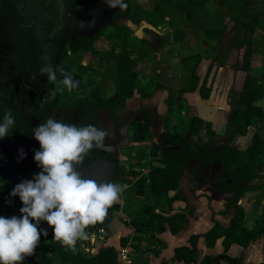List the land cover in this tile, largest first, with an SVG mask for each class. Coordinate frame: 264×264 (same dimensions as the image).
Masks as SVG:
<instances>
[{
  "label": "trees",
  "instance_id": "16d2710c",
  "mask_svg": "<svg viewBox=\"0 0 264 264\" xmlns=\"http://www.w3.org/2000/svg\"><path fill=\"white\" fill-rule=\"evenodd\" d=\"M210 0H151L152 8H146L137 3L136 0H124L127 8L117 11V18H125L135 25H141L147 22L154 27L169 26L174 29L173 40L175 43L183 42L187 39L189 33L181 26L187 25L190 28H198L201 30L206 39L211 43V56L208 71L201 78L198 75V67L202 62L201 54L187 56L184 58V66L188 71V80L184 83L188 87H183V92H198L200 99L206 101L212 92V87L216 78V74L210 81L212 70L216 67H226L231 56L232 48L244 50L243 65L240 68L246 73L244 85L239 92H233L231 111L228 115V127L232 130L231 140L236 135L246 136L249 128L257 119L264 116V109L258 103L264 100V76L261 80L252 76L251 66L253 59L261 53V59L264 63V13L257 7L259 0H217L218 9L212 15L205 11V6ZM229 17L226 23V18ZM175 19V20H174ZM176 19H179L180 24ZM176 22V23H175ZM233 24L236 31L231 36V40L222 43L227 30ZM258 40L254 41L256 33ZM133 36L128 26H115L114 37L119 41H124L122 34ZM135 38V37H134ZM138 40V39H137ZM163 40V39H162ZM141 43L149 44L139 40ZM95 41L85 42L78 47V52L83 49L89 51L93 57L98 59L102 66L112 70L111 77L114 81L115 92L108 96L107 90L109 79L106 82L96 84L95 81L89 80L84 82L82 76L73 73L75 79L80 81V87L74 91H82L87 94L86 98L79 102L78 106L84 108L86 119L81 122V126L85 124L99 127L97 116L101 111L115 116L123 109L129 98L136 93H142L143 87L140 83V76L135 71L137 61L133 60L129 55L115 56L110 52H102L94 46ZM254 47L256 50H254ZM106 58V59H105ZM94 67V66H91ZM103 82V83H102ZM104 83L106 86H104ZM107 88V89H106ZM164 88V85L158 84V90ZM182 95V94H181ZM181 97V96H178ZM177 98L171 95L169 100L170 112L176 109L180 110L185 104H181L174 108L177 104ZM154 117L146 118L143 122H133L131 128V139L135 145H142L147 141L150 129L154 125ZM205 122L199 117L190 119L188 126H183L184 132L179 128H175L174 132L169 129L162 138L152 147V156L154 161L164 165V168H155L151 173V183L146 186V180L142 179L135 184L130 190L138 197H146L153 200V206L146 209L148 218L141 216L132 220L133 230H127L122 238L120 245L125 246L128 243V236L135 233V242H140L143 238L154 231V224L159 225L161 231H166L167 227L173 234L181 232L188 227L193 211L190 209L188 213L173 212V203L176 200H186V195L179 190L180 181L186 174L187 165L190 159L195 158L198 164L206 165L211 160L221 159L224 164V171L229 173L231 182L226 181L227 186L233 194L229 199L228 207L222 212L224 215L234 211L230 225L224 227L217 224L215 228L205 234L208 246H215L219 239H223L225 249L222 255H207L198 263V241L200 235L191 239L192 247L179 248L175 251L176 258L186 264H242V259H232L227 255L231 245L238 244L247 247L251 241L264 237V225L259 221L257 228L248 230L245 225V210L238 203L248 192L255 191L256 188L252 184L254 181L263 178L264 171V139L258 135H254L246 150H238L236 148H221L217 151L212 147V142L216 138V134L208 127L206 135H199V127ZM199 137L200 145H194L192 140L187 141V137ZM208 139V143H206ZM106 143V141H105ZM196 149H199L200 158L194 156ZM192 179L195 181H204L201 175V169H196L192 173ZM15 187V186H14ZM14 187H11L12 189ZM171 193H174L171 195ZM17 200L20 205L22 202L19 197ZM119 201L109 209L111 214L120 211L122 202ZM261 199L258 200V204ZM161 206V207H160ZM166 208L168 212L157 214V208ZM258 208H256V212ZM170 212V213H169ZM42 228L48 230V236H41L39 246L35 250L37 257L27 258L23 264H119V250L115 246L109 245L101 248L100 254L97 256H87L80 250L75 252L66 250L59 242L53 240L52 229L48 227L46 222L41 224ZM142 235V236H141ZM150 242V240L148 241Z\"/></svg>",
  "mask_w": 264,
  "mask_h": 264
},
{
  "label": "flooded vegetation",
  "instance_id": "af4514ba",
  "mask_svg": "<svg viewBox=\"0 0 264 264\" xmlns=\"http://www.w3.org/2000/svg\"><path fill=\"white\" fill-rule=\"evenodd\" d=\"M118 10L119 8H110L105 0H0V120L3 119L6 112L11 111L16 121L9 135L0 139V149L5 148L4 145L8 141L10 142L11 149V157H0V187L4 186L5 188V190L1 189L0 196H3L2 194H5V192L10 195L12 190H8L9 187H14L23 180H31L41 171L34 160L35 150L40 149V144L34 138L32 131L35 127L42 122H46L50 117L62 119L65 123H76L77 125H81V122L86 119L84 108L78 106V104L86 98L87 94L83 90H73L71 93L67 92V90L60 92L57 89L61 86L49 82L47 76L41 74V67L51 62L54 66L63 68L65 71L77 73L74 71V68L77 67L73 65L75 62V65L84 64L87 67L86 71L93 70L90 63L86 64L82 61L85 55L91 53L83 49L78 52V47L84 41L88 43L95 41L96 43L109 32L111 23H119L122 18H117ZM146 32L151 41L143 39L141 41L149 44H141L148 45L154 49V42L151 38L154 35L161 39L162 33L158 34L148 30ZM45 56L48 57L47 60ZM76 59L79 60L77 63ZM57 76L58 80L62 79L59 72H57ZM150 82L151 89L149 91L143 87L142 93H136L135 95L140 94L141 97H151L156 91L158 92L159 90L156 89L158 84H155L153 80H150ZM160 84L164 85V88L170 87L168 89H171V86L168 84L167 86H165V83ZM153 88L154 90L152 91ZM128 101L125 107L115 116L107 113L112 119L113 125L121 117L119 115H124L122 122L118 124L119 131L116 134L111 133L110 129L102 123L101 113L106 111L99 113L97 116L99 120L98 128L105 129L109 133V136L106 138L107 149H93L85 162L79 166L80 170L86 171L89 167L93 166V160L96 156L106 161L113 160L116 167L111 182L123 186L126 185L127 179H135L125 169V166L127 164L139 165L141 161L139 158L141 156L144 157L149 154L150 157L151 154L150 162L155 163V167L164 168V165L154 161L155 157L153 158L152 156V147L168 130L167 124H169V120L165 116H162L163 114L159 113L156 116L155 113H150L148 109L137 107L129 110ZM151 116L154 117V125L150 129L147 141L142 145H138V147L142 146V149L127 152V148L137 146L131 139L130 126L135 121L143 122ZM195 116L199 117L191 115L189 119L186 118L184 126H188L190 119ZM212 117L209 115H206L205 118L199 117L205 123L200 125L198 132L199 135H206L208 127H210L217 135L212 142L213 148L217 151H220L221 148L224 151L225 148L229 147L243 151L247 149L250 141L241 140L246 139L247 135L242 136L238 134L231 140L232 130L229 129L227 124L228 117L226 118V122H220L219 119H212ZM87 125L90 124L83 126ZM173 128L169 125L171 132L175 131H173ZM29 139L34 141L30 146L26 145ZM189 140H192L196 146L200 145L198 136L191 138L188 136L187 141L189 142ZM205 142L208 143V139ZM112 145H115L116 151L109 150ZM21 149L26 153L25 158H21ZM198 150H195L194 156L199 159L200 154ZM137 156L140 157L138 158ZM223 167L224 164L221 159H214L206 163V165H201L198 164L197 159L192 158L187 165V170L192 171L189 174L186 171L183 178L187 179V185L194 195L202 192V189L206 185L211 186V191L215 194L220 196L229 195L224 203V209H226L229 199L233 194L226 183V181L231 182L229 179L230 175L224 171ZM198 168L201 169L204 181L192 179V173ZM132 187L129 184L125 186L120 196L121 202H124L122 195ZM13 198L11 196V199ZM242 199L238 203L240 206ZM1 202L2 200H0V216L8 218L13 216L11 215V212H14L13 206L9 208V206ZM233 213L234 211H231L229 215ZM259 221L264 225V220L260 218L256 222L258 223ZM255 228H257V225ZM259 239L262 240L264 246V237H259L255 242ZM100 251L95 256L100 254ZM36 254L33 255L34 258L37 257L35 256ZM224 263L227 264L226 262L222 264Z\"/></svg>",
  "mask_w": 264,
  "mask_h": 264
},
{
  "label": "clouds",
  "instance_id": "9594fccd",
  "mask_svg": "<svg viewBox=\"0 0 264 264\" xmlns=\"http://www.w3.org/2000/svg\"><path fill=\"white\" fill-rule=\"evenodd\" d=\"M105 2L113 9L127 8L124 0ZM40 72L49 82L60 85V92L66 89L71 93L80 87L71 72L51 62L44 64ZM57 72L62 79L58 80ZM15 123L11 111L6 112L0 120V139L9 135ZM32 131L40 144L34 160L41 171L33 179L18 183L10 193L18 196L23 206L20 216H0V264H23L33 256L41 236H48V230L40 227L43 222L52 229L54 241L75 252L77 242L88 239L86 229L105 220L125 188L118 183L85 179L77 170L93 149H107V130L50 117ZM20 152L25 158L23 149Z\"/></svg>",
  "mask_w": 264,
  "mask_h": 264
},
{
  "label": "rangeland",
  "instance_id": "374dc122",
  "mask_svg": "<svg viewBox=\"0 0 264 264\" xmlns=\"http://www.w3.org/2000/svg\"><path fill=\"white\" fill-rule=\"evenodd\" d=\"M137 3L141 4L146 8H152L153 5L151 0H136ZM257 7L259 10H262L264 13V0H259L257 2ZM118 9V8H117ZM218 9V1L217 0H210L209 3L205 6V11L212 15ZM175 20V19H174ZM180 24V20L176 19ZM229 17L226 18V23L228 22ZM116 23V22H115ZM147 23V22H143ZM142 23V24H143ZM176 23V22H175ZM127 25L129 26L131 33H135L141 25H135L130 21L122 18L119 23H111L110 29L107 34H105L102 38H100L96 43V49L102 52H110L115 56H122V55H129L133 60L137 61V67L135 71L139 74L142 87L148 89L151 85L150 80H153L155 84L165 83L171 86L170 91L173 92L175 96L178 94H182L181 90L183 87H188V85L184 86V83L188 80V71L184 66V58L187 56L195 55L196 53L201 54L202 62L200 67H198V75L203 78L208 71L211 55V43L206 39L204 33L199 30L198 28H190L187 25L181 26L186 30L189 35L187 39L180 43H175L173 40V32L174 29L170 28L169 26H161L157 29L160 30L162 33L161 39L157 36H152V41L154 42V49L150 46H146L141 44L139 40L134 38L133 36H127L122 34L123 39L126 38L124 41H119L114 37L115 33V26ZM236 31V28L233 24H230L225 37L222 39V43H227L231 40V36ZM260 33H256L254 37V41L258 40V35ZM163 39V40H162ZM231 56L228 61L226 67L219 68L216 70V67L213 68L212 74L210 76V81L213 79V76L216 74V78L214 81L213 91L211 93L210 99L208 101L200 102L198 98H200L196 93L190 94V100L185 102L183 100L184 107L178 110L176 109L174 112H169L171 114L168 115L169 118L174 116L173 122L175 124L173 131L175 128H179L180 131L184 132L183 126L186 123V118L189 119L191 115H197L201 118H205L206 115L213 116L212 119H219L220 122H226V118L231 109V97L233 96V92H239L245 81L246 73H244L240 68L243 65V52L244 50H237L235 48L230 49ZM254 50L256 48L254 47ZM260 52L253 59L252 66H251V75L255 76L256 78L261 80V77L264 76V63L262 62ZM106 59V58H105ZM74 61V60H73ZM79 61L76 59V63ZM82 61L90 63L93 70H87L84 64L75 65L77 66L74 68L78 74H80L84 80V82L89 81L90 79L95 81L96 84L101 83L102 79L103 82H106L109 79L108 86V95H112L115 92L114 89V81L111 77L112 70L108 69L105 66H102L100 61L95 57H92L91 54H87L82 58ZM102 82V83H103ZM104 86L106 84L104 83ZM59 88V87H58ZM170 88V87H168ZM107 89V88H106ZM58 90V89H57ZM66 90V89H65ZM149 91V90H147ZM170 92V93H171ZM196 94V95H195ZM196 96V97H195ZM183 98H181L182 100ZM201 100V99H200ZM185 102V103H184ZM259 106H262L264 109V100L258 103ZM179 108V107H174ZM141 109H144L143 107ZM131 110V108H129ZM121 117L118 118L115 125L112 124V119L107 115V112L101 113L102 123L110 132L116 134L118 130V124L122 122L124 115H119ZM177 117V118H175ZM129 120V119H128ZM171 121V123H173ZM106 128V129H107ZM254 135H258L260 138L264 139V116L261 119H257L253 125L249 128V132L247 134L246 139H241L250 141ZM153 140V139H152ZM34 142L31 139L27 140L26 145L30 146L31 143ZM239 142V141H238ZM141 147H131L127 148L126 151L130 152L131 150H138ZM10 145L5 147V150L0 154H8L5 155L7 157H11L10 154ZM110 151H116L115 145H112L109 148ZM130 157V154H129ZM128 157V158H129ZM5 162V161H4ZM3 162V163H4ZM6 166V165H4ZM6 169V168H5ZM263 178L254 181L252 184L256 188L255 191L248 192L244 195L246 198V202L244 204V208L251 218L254 221L257 217L258 220L261 218L264 220V171L262 172ZM1 189L5 190L4 186L0 187V194ZM12 190L11 187L8 190ZM7 190V189H6ZM5 194H7L5 196ZM3 196H0V200H2V204L9 206V208L13 209V213L11 215L20 216L21 213L19 209L22 207L17 200L16 197H12L5 192ZM124 198V202H122V208L120 211L115 212V216L119 219L126 218L129 222L137 217L144 216L148 218L146 214V209L153 206V200L146 197H138L136 196L131 190L127 191L122 195ZM261 199L260 203L258 204V200ZM11 200V201H10ZM1 206V205H0ZM256 208H258V212L255 213ZM247 226H251V224L247 223ZM113 237V235H111ZM121 237V236H120ZM118 236L117 243L122 242V238ZM113 241V240H112ZM115 242V241H114ZM109 243V242H108ZM103 248L102 245L99 246L98 249ZM77 249L80 250L83 254L85 253L84 248L82 247L80 241L77 242ZM87 255V254H86ZM88 256V255H87Z\"/></svg>",
  "mask_w": 264,
  "mask_h": 264
},
{
  "label": "crops",
  "instance_id": "0c3cea01",
  "mask_svg": "<svg viewBox=\"0 0 264 264\" xmlns=\"http://www.w3.org/2000/svg\"><path fill=\"white\" fill-rule=\"evenodd\" d=\"M150 89L151 88L149 87L148 90ZM153 90L154 88L152 89V91ZM170 92H171L170 89L163 88L158 92L156 91L151 97H143V96L141 97L140 94H137L130 99L131 101L130 100L128 101L129 108L133 109L137 107L141 109L143 107L145 109H148L150 113L152 112L155 113L156 116L159 113L163 114L162 116H165L166 119L169 120L168 122L169 125L174 127L175 126L174 116L172 118H169L168 116L170 114L169 100L171 95H174L173 92L171 93ZM194 93L198 95V92H183L182 95L178 94L176 97L179 99L177 100V104L175 105V107L181 105L183 103V100L185 102L189 101L190 100L189 98H191L190 94H194ZM181 98L183 99L181 100ZM198 99L200 102L203 101L202 99L200 100V98ZM171 121L173 123H171ZM9 145L10 142L8 141L5 143L4 146L7 147ZM3 149L5 150V148L0 149V153L3 151ZM140 149H142V146ZM5 155L8 154L6 153L0 154V157L1 158L6 157ZM137 157L139 158L140 156ZM150 157L149 154H147V156L144 157L141 156L139 158V160H141L139 166L148 168L149 170L148 174L140 178V180L142 179L146 180V186H148L151 183L150 176L152 171L155 168H160L159 166L155 167V163L150 162ZM191 171L192 170L189 171L187 170V174L191 173ZM139 181L135 179L132 180L130 178L127 179L126 185L129 184L134 186ZM179 190H182L184 192V194L186 195V200L185 201L176 200L173 203V212H171V214L188 213L189 209L191 208L193 210V214L188 227L181 232L173 234L168 227L166 231H161L159 225L154 224L153 233L149 234L147 238H143L140 242L138 241L135 242L134 239L135 233H132L130 235H128L129 234L128 233L126 237L128 236L129 240L126 245L131 244L134 250V258L132 264H186L185 262L180 261L176 258L175 251L179 248L192 247L190 241L193 237L198 235L201 236L198 241V253H197L198 263H200L207 255L216 256L224 252L222 238L216 242L215 246L211 247L207 245L204 236L205 234L211 232L215 228L216 224H221L224 227H228L230 225L233 214L224 215L222 213L225 210L224 203L226 202L229 195L220 196L218 194H215L211 191V186L208 185L204 186V188L202 189L203 193L198 192L196 195H194L190 190L189 186L187 185V179L185 178L181 179ZM173 194L174 193H171V195ZM246 201L247 200L245 197L241 201V206L243 208H244L243 203H245ZM160 207L156 209L155 213L160 214V213L168 212L166 210L167 207L163 209ZM245 216L246 218H245L244 226L248 230H253L257 225L256 221L258 220V217L254 221H252L249 215L247 214L246 210H245ZM124 219L126 221V228L123 230V233L125 234L127 230H133V227L131 224L132 221L129 222L128 220H126V218ZM247 223L251 224V226H247ZM149 240L150 242H148ZM109 245L115 246L116 248H118V250L124 247L120 245V243H117V239L112 236L108 243V246ZM263 247H264L263 242L260 239L256 242L251 241L247 247H243L238 244H233L228 250V255L231 258H242L243 264H263L264 263Z\"/></svg>",
  "mask_w": 264,
  "mask_h": 264
},
{
  "label": "water",
  "instance_id": "95a60500",
  "mask_svg": "<svg viewBox=\"0 0 264 264\" xmlns=\"http://www.w3.org/2000/svg\"><path fill=\"white\" fill-rule=\"evenodd\" d=\"M146 30L161 34L159 29L153 27L148 23H144L134 33V37L138 40L146 39L148 41H151ZM115 167L116 164L114 163L113 160L106 161V160H102L99 156H96L95 159L93 160L92 167H89L86 171H82L79 169V166H77V170L82 173V176L85 179H92L97 182H105V181L111 182L114 177ZM98 226H104L108 228L111 235H113V237H115L116 239L118 238V236L119 237L121 236L120 238H123L124 237L123 230L126 228V221L124 218L121 217L119 219L118 217L115 216L114 213L111 214L110 212H108V215L105 217V220L103 222L97 223L96 225H90L89 227L93 229ZM35 256H37V254Z\"/></svg>",
  "mask_w": 264,
  "mask_h": 264
},
{
  "label": "built area",
  "instance_id": "2783aa9c",
  "mask_svg": "<svg viewBox=\"0 0 264 264\" xmlns=\"http://www.w3.org/2000/svg\"><path fill=\"white\" fill-rule=\"evenodd\" d=\"M125 169L129 172V174L133 175L135 180H140L142 176L148 174L149 172L148 168L141 167L139 165L127 164ZM86 231L88 232V239L79 241L88 256H95L98 251H100V249H98L100 245L103 247L108 246V242L111 239V233L108 228L98 226L92 229L89 227ZM133 258L134 250L131 244L119 249L120 264H132Z\"/></svg>",
  "mask_w": 264,
  "mask_h": 264
}]
</instances>
